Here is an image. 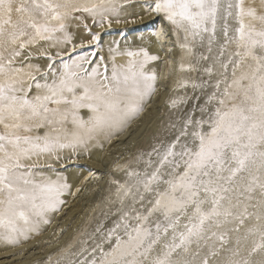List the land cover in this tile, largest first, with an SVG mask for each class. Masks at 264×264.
Instances as JSON below:
<instances>
[{
  "label": "snow or ice",
  "instance_id": "snow-or-ice-1",
  "mask_svg": "<svg viewBox=\"0 0 264 264\" xmlns=\"http://www.w3.org/2000/svg\"><path fill=\"white\" fill-rule=\"evenodd\" d=\"M133 2L0 0V243L39 236L74 194L60 169L163 88L172 137L115 166L110 226L47 264H264V0H143L159 26L98 55L92 25Z\"/></svg>",
  "mask_w": 264,
  "mask_h": 264
},
{
  "label": "rangeland",
  "instance_id": "rangeland-1",
  "mask_svg": "<svg viewBox=\"0 0 264 264\" xmlns=\"http://www.w3.org/2000/svg\"><path fill=\"white\" fill-rule=\"evenodd\" d=\"M117 2L122 3L120 0H117ZM255 6L259 7V0H255ZM124 10L125 7L121 9V13ZM130 21L131 20H129V22ZM153 22L155 24H160L161 20L159 17H155ZM122 24L123 22L116 24L115 18H113V23L110 28L107 24H105L103 28L92 25V30L101 34L103 51L98 53V55L102 54L105 57L108 55V51L105 50L103 43V38L105 36L118 35L121 41H125L131 36L130 32L139 28L138 25L132 26ZM141 28L143 29L144 27ZM92 50L93 49L91 47L86 46L84 49H78L73 55L90 54ZM169 94L170 92L168 90L161 88V92L158 96H156L157 98L154 101L155 103L151 106L149 113L137 119L136 126L132 125L129 129L132 130L131 133H125L126 136L124 138H121V135L120 137L118 136L111 144L107 142H105L106 144L104 143V146H108V151L105 152L106 157L104 160L106 168L103 170L101 176H97V178L90 177L88 180L83 182L80 187V191L75 193L73 202L61 213V219L54 222L56 229L52 240L43 241V238H40L36 243L37 245H35L36 248L32 247V249L30 248L31 250L24 251V253L17 256L14 255V253L20 252V250L18 247H13V249H15L14 251H11L12 254L0 258V262L5 260V263L15 264L19 261H25L29 256V253L34 252L35 257L41 256L39 259L40 263L35 264H47L48 257L52 256L55 260L63 248L66 249L69 245H73L74 248H78L79 245L77 241L81 238L82 234L91 233L98 224L103 223L106 226H110L111 217L107 219L105 218V214L109 211V197L111 194L109 176L110 174L115 176L120 175L119 172L115 171V166L117 164H124L126 161H129L139 153L150 152L152 147L157 145L160 141L167 140L172 137L174 130L172 129L171 124L175 120V116L167 104ZM90 152L91 151L82 155L89 160L88 157L90 156ZM85 164L86 161H80L78 158L68 161L67 168L60 170L63 172L70 168L81 170L84 169ZM96 174H101V172H97ZM89 208H91L90 213H92V217L87 214V210ZM70 210H73L71 216H69V212H71ZM81 216L82 221L78 226V230H76L71 237H69V235L63 242H61V240L64 239L63 235L68 233L70 227H72L73 223L76 222V219ZM67 217L69 220L67 221V224L62 227L63 219H68ZM61 229H63V231H61ZM59 242H61L60 245ZM52 245H56L55 251L52 253L47 252L49 251L48 248Z\"/></svg>",
  "mask_w": 264,
  "mask_h": 264
},
{
  "label": "bare ground",
  "instance_id": "bare-ground-1",
  "mask_svg": "<svg viewBox=\"0 0 264 264\" xmlns=\"http://www.w3.org/2000/svg\"><path fill=\"white\" fill-rule=\"evenodd\" d=\"M120 2H123V0H120ZM142 2H143V0H134L133 4H128V5L125 6V10L120 15V18L122 19V21L131 20L130 22L123 23L122 25H132V26L133 25H138L139 28L137 30H133L132 32H130L131 36L125 41H121V39H120V37L118 35L105 36L103 38V43H104L105 50L108 51V47L110 45H112L114 41H118L120 43V47L121 48H124L125 46L136 47V46H138L140 44V39L139 38H140V36L142 34L144 36H148L150 31H151V29H153V28H155V27H157L159 25V24H155L153 22L155 20V16L152 15V14L147 13L143 9ZM133 19H134V22H132ZM141 27H144V28L142 29ZM79 35H83L85 37L87 36L86 33H79ZM107 54H108V52H107ZM125 59H126L125 57H118L117 58L118 62H123V60H125ZM156 98H157L156 96L153 97V100L151 102V106L155 103L154 101H155ZM151 106L146 109V111L143 113V115L141 117H143L144 115L149 113V111L151 109ZM136 123H137V120H136V122L133 125L136 126ZM131 131L132 130H128L125 133H131ZM125 133L123 135H121V138H124L126 136ZM107 147L108 146L105 145L103 149L92 148L90 150L91 151L90 152V156L88 157L89 160H87V158L85 156H83V155L80 156L79 157L80 161H83V162L86 161L84 169L78 170L76 168H70V169L64 171L65 174L68 175L69 182L72 185L71 193H74V194H65L63 196V199H64L65 203L61 206V210L58 213L52 214V216H51L52 222L50 224H48V225H43L42 226V231H41V234L39 236L33 235L32 239H30V240H28L26 242H22L18 246H15L16 248L17 247L19 248L20 252H17V253L15 252L14 255L17 256L19 254L24 253V251L31 250L32 247H35V245H37L36 243L38 242V239H40V238H43V241L44 240H50V239L52 240L53 239L54 233H55V229H56L55 228L56 226L54 225V222L59 221L61 219V217H62V216H60L61 213L65 210V208L67 206H69L73 202V198H74V195L76 193L75 190H76V188H80L82 186L83 183H81V181H84V177L88 176L89 172H92V171H94V173L101 172V174H98L97 176H101L102 175L103 170L106 168V166L104 165V160H105V157H106V153L105 152L108 151ZM90 209L91 208H89L87 210V214L92 217V213H90ZM70 211L71 212H69L70 213L69 216H71L72 213H73V210H70ZM68 220H69V218L68 219H66V218L63 219L62 227L67 224ZM81 221H82V216L78 217L76 219V222H74L72 227H70L68 233L63 235L64 239H62L61 242H63L65 240V238L68 237L69 235H70L69 237H71V235H73L74 232L76 230H78V226L81 224ZM61 242H59V245H60ZM0 244H1V246H0V258H3L4 256L12 254L11 251H14V249H15V248L13 249L12 246H7V245H4L2 243H0ZM55 248H56V245H54V246L52 245L51 247L48 248L49 251H47V252L52 253V252L55 251ZM40 257L41 256H36L35 257L34 252H31V253H29V256L26 258L25 261H19L18 263H15V264H35V263H40L39 262L40 261L39 260ZM0 264H9V263H5V260H4L3 262H0Z\"/></svg>",
  "mask_w": 264,
  "mask_h": 264
}]
</instances>
